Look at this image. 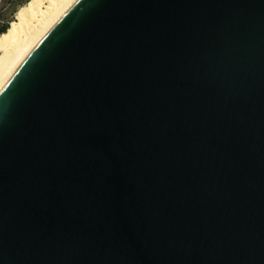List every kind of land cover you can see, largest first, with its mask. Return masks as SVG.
Masks as SVG:
<instances>
[{"label": "water", "instance_id": "obj_1", "mask_svg": "<svg viewBox=\"0 0 264 264\" xmlns=\"http://www.w3.org/2000/svg\"><path fill=\"white\" fill-rule=\"evenodd\" d=\"M0 264H264V0H72L0 90Z\"/></svg>", "mask_w": 264, "mask_h": 264}, {"label": "bare ground", "instance_id": "obj_2", "mask_svg": "<svg viewBox=\"0 0 264 264\" xmlns=\"http://www.w3.org/2000/svg\"><path fill=\"white\" fill-rule=\"evenodd\" d=\"M72 0H28L0 35V90Z\"/></svg>", "mask_w": 264, "mask_h": 264}, {"label": "trees", "instance_id": "obj_3", "mask_svg": "<svg viewBox=\"0 0 264 264\" xmlns=\"http://www.w3.org/2000/svg\"><path fill=\"white\" fill-rule=\"evenodd\" d=\"M28 0H0V35L4 33L9 23L14 20L18 8L25 5Z\"/></svg>", "mask_w": 264, "mask_h": 264}]
</instances>
